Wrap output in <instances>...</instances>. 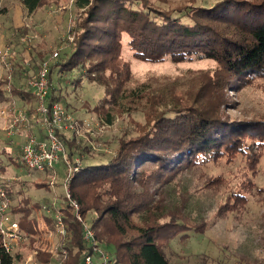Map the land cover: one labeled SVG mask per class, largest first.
Segmentation results:
<instances>
[{"label": "trees", "instance_id": "trees-1", "mask_svg": "<svg viewBox=\"0 0 264 264\" xmlns=\"http://www.w3.org/2000/svg\"><path fill=\"white\" fill-rule=\"evenodd\" d=\"M20 1L28 14L45 5L44 0ZM72 4V9L65 10L72 14L71 40L65 38L48 66V104L60 103L63 78L76 73L70 81L73 86L85 78L102 89L92 110L101 123L111 125L114 117L123 114L131 120L111 155L86 162L83 156L91 155L92 146L82 144L73 132H57L66 156L81 162L69 183L70 196L93 232L91 244L84 242L83 224L67 206L49 205L51 213L44 218L52 226V216L56 212L61 216L68 238L63 264H78L94 250L109 254L114 264H170L163 250L172 242L205 234L228 213L240 216L247 195L264 192L253 181L264 160V117L231 120L223 115L234 103L229 92L241 95L245 88L264 83V0L176 4L171 0H74ZM125 56L147 64L209 61L215 67L191 72V81L185 84L173 81L152 90L145 83L132 85ZM13 66L14 78H32L37 69L28 65L22 71L17 60ZM3 80L5 86L7 80ZM9 90L24 104L31 100L29 91ZM133 114L141 115L142 121L134 120ZM19 154L16 150L15 159ZM237 160L243 166L235 184L220 175H204L210 164ZM194 173L198 180L204 178L200 190L225 196L211 221L192 214L194 204L184 177ZM0 181L11 197L12 182L2 177ZM32 212L23 203L10 208L29 241ZM29 251V243L12 255L0 246V264L22 263ZM35 260L38 264L56 261L41 252Z\"/></svg>", "mask_w": 264, "mask_h": 264}, {"label": "rangeland", "instance_id": "rangeland-1", "mask_svg": "<svg viewBox=\"0 0 264 264\" xmlns=\"http://www.w3.org/2000/svg\"><path fill=\"white\" fill-rule=\"evenodd\" d=\"M73 1L44 0L45 5L42 8L28 14L20 0H0V9H3L0 11V42L3 44L0 43V48L10 46L15 61L17 60L22 65L21 69L23 66L27 69L28 65H37V72L41 63L50 64L54 60L52 59L53 52L60 50L65 38L71 40L68 35V24L72 14L65 10L72 9ZM187 1L190 0H171L173 4ZM125 58L130 62L133 74L132 85L145 83L151 86L152 90L162 88L173 81L185 84L191 81L188 80L192 76L191 72L212 70L215 67V64L209 61L172 65L169 63L147 64L134 61L128 56ZM75 76L76 73H73L65 75L63 78L60 84L63 97L60 104L68 107V110L72 112L70 115L75 120L79 119L82 124L84 121L92 123L88 127L79 125L80 132L76 134L77 138L82 139V144L92 146L91 155H84L83 162L105 158L113 153L116 141L127 128L131 118L123 114L114 117L111 125L101 123L92 110L102 95V89L85 78L73 86L70 81ZM22 79L24 80L20 85L22 84L23 89L29 78L23 76ZM195 79L193 75L192 80ZM11 81L12 84L15 83L16 78L13 77ZM53 83L56 85V80H53ZM2 88L4 89L0 91V110L6 109V102L9 99L15 101L16 108L24 105L18 102L15 95L7 93L5 86ZM228 94L234 102L223 110V115L228 119L264 117L263 82H260L256 87L245 88L241 95L236 96L234 92ZM133 116L134 120L142 121L141 115L133 114ZM33 123L35 125L32 129L33 135L40 137L47 134V129L42 122L36 120ZM6 125V120L0 118V168L4 169L3 172H0V178L2 177L9 184L12 182L13 195L9 196L11 207L23 203L30 208H40L43 216H49L51 213L49 205L59 208L63 202L66 193L64 182L68 178V172L61 162L54 165V175H49L46 172H27L20 159H15L16 150H20L25 137L7 135L4 130ZM83 128H89V132L92 134H88ZM65 131L70 130L65 129ZM17 133L20 135L19 132ZM9 155L13 156L14 160L10 161ZM242 166L240 160L231 164L222 161L218 165H208L203 172L205 176L220 175L225 179H231L235 184L239 181L237 176ZM258 170L253 181L256 187L261 189L264 187V160L260 161ZM196 175L197 173L187 174L184 177L190 201L194 204L192 214L199 220L211 221L218 208V203L221 204L225 196L220 192L211 193L209 190H200L199 187L204 178L198 180ZM35 215L33 213L34 217ZM14 219L17 220V215L14 216ZM21 245L28 246V242ZM163 251L170 264H264V192L257 193L254 190L251 195H247V203L240 216L228 213L225 218L213 223L205 234L188 238L182 242H172ZM29 253L30 251L24 255L22 263L19 264L24 263ZM95 261L97 264L99 263V261Z\"/></svg>", "mask_w": 264, "mask_h": 264}, {"label": "built area", "instance_id": "built-area-1", "mask_svg": "<svg viewBox=\"0 0 264 264\" xmlns=\"http://www.w3.org/2000/svg\"><path fill=\"white\" fill-rule=\"evenodd\" d=\"M25 41V39H22ZM58 51L53 52L52 59H55ZM15 56L10 46L0 48V80L6 78V90L11 89L12 72L14 70ZM49 63H41L34 77L27 79L23 88L31 93V100L26 102L20 108H16V104L12 102L5 110H0V118L6 120V134L10 135L20 130L28 128L32 121L42 122L47 129L45 136L37 137L30 134L26 137L20 147L19 159L24 167L36 173L48 172L54 175V165L61 162L68 172L67 179L64 182L65 196L60 207L67 206L76 219L82 222L83 240L91 244L93 241V232L89 225L80 215V207L78 202L70 196V180L72 175L80 170L81 162L75 158L70 160L66 156V151L57 132L70 130L78 134L80 132L79 125L88 127L92 125L90 121L80 122L75 120L70 112L59 102L48 104L49 83L47 79ZM10 91V90H9ZM91 120V119H90ZM82 130V129H81ZM88 134L89 128H83ZM53 180V178H52ZM1 182V181H0ZM11 199L5 192L0 183V246L2 250L9 255L14 254L19 245L28 242L31 250L26 256L23 264H37L35 255L39 252L47 253L56 261L48 264H63L66 259V250L64 243L67 242V232L61 220L59 212H56L52 218V226H49L40 211V208L33 207L32 213H35L34 221L31 222L33 237L29 241L27 233L19 226L18 221L14 219L10 213ZM43 208V207H42ZM114 264L111 256L102 250H94L92 255L81 257L78 264Z\"/></svg>", "mask_w": 264, "mask_h": 264}, {"label": "crops", "instance_id": "crops-1", "mask_svg": "<svg viewBox=\"0 0 264 264\" xmlns=\"http://www.w3.org/2000/svg\"><path fill=\"white\" fill-rule=\"evenodd\" d=\"M1 44H2V42H0ZM3 45V44H2ZM23 77H16V82L14 83V85L12 86V87H14L15 89H17L18 91H22L23 89H22V84L20 85V83L22 82V80H24V79H22ZM2 81H4V80H0V91L1 90H3L4 88H2V86L3 85H1V82ZM6 90V89H5ZM7 91V90H6ZM23 91H25V90H23ZM11 93V91H7V93ZM12 94V93H11ZM17 97V100H19V97H18V95L16 96ZM13 100V99H12ZM12 100H10L9 99V101H7L6 102V108H8L9 106H10V104L12 103V102H15L14 100L12 101ZM20 104L22 103V101H18ZM15 104V103H14ZM22 104H24V103H22ZM33 122H35V121H32L31 123H30V125H29V127L28 128H21L20 130H17L16 132H14L12 135L15 137V136H20V137H25V139H26V137L29 135V132H31L32 133V129L34 128V123ZM17 132H19L20 133V135H17L18 133Z\"/></svg>", "mask_w": 264, "mask_h": 264}]
</instances>
